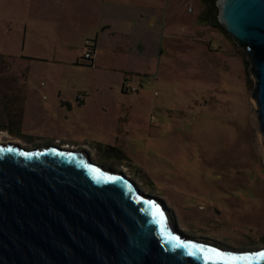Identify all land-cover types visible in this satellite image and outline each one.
Listing matches in <instances>:
<instances>
[{"label":"rangeland","instance_id":"1","mask_svg":"<svg viewBox=\"0 0 264 264\" xmlns=\"http://www.w3.org/2000/svg\"><path fill=\"white\" fill-rule=\"evenodd\" d=\"M44 1L49 2L48 10L42 7ZM52 2L0 0V142L84 149L93 161L123 170L141 190L161 198L170 223L184 234L225 249L263 247L264 144L257 105L250 97L255 79L249 71L251 61L228 32L199 18L202 0H164L167 30L173 24L178 32L171 41L165 38L157 75L144 78L142 84L137 75L129 77L138 87L128 92L131 102L129 95L119 100L118 79L112 80L105 116L126 139L116 149L106 145L115 142L111 125L98 129V139L97 130L68 138L36 127L28 132L18 123L21 96L15 89V57L55 52L49 39L41 47L27 40L33 5L41 6L40 20L52 22L60 14V6ZM79 40L71 57L81 60ZM84 64L60 71L81 77L86 91L103 99V86L91 80L100 70ZM11 114L16 115L15 127L10 120L6 124ZM5 125L15 129L8 131ZM74 142L76 147L70 144Z\"/></svg>","mask_w":264,"mask_h":264},{"label":"water","instance_id":"2","mask_svg":"<svg viewBox=\"0 0 264 264\" xmlns=\"http://www.w3.org/2000/svg\"><path fill=\"white\" fill-rule=\"evenodd\" d=\"M216 5L251 61L264 144V0ZM165 211L161 198L84 149L0 142V264H264V246L222 248L184 234Z\"/></svg>","mask_w":264,"mask_h":264},{"label":"crops","instance_id":"3","mask_svg":"<svg viewBox=\"0 0 264 264\" xmlns=\"http://www.w3.org/2000/svg\"><path fill=\"white\" fill-rule=\"evenodd\" d=\"M163 2L164 0H53L52 3L60 6V14L52 22L40 20L41 6L33 5L34 16L29 20L31 33L27 40H36L41 47V42L49 39L56 50L47 56L21 54L15 57V89L19 88L21 96L20 126L28 132L36 127L48 131L50 135L59 136V133H63L68 138L79 137L87 129L89 133L97 130L94 134L100 139L98 129L111 125L115 142L106 145H125L126 139L115 132L116 126L105 116L106 105L110 103V85L113 79H118L119 100L123 102L126 95H129L127 98L131 102V91L122 89L123 82L126 79L131 82L129 77L137 75L142 78V84L144 78L159 73L165 38L171 41L178 32L173 24H169L172 28L167 30ZM48 3L43 2L44 10H48L45 9ZM54 24L56 27L53 31L46 33V29ZM181 27L183 29V25L180 29ZM41 28L44 32H40ZM85 38L92 39L94 45L89 67L97 68L100 72L94 74L95 77L91 80L94 85L103 86L107 95L105 97L102 93L103 99L92 91L87 92L81 77L60 71L64 66L86 65L82 54L81 60L79 57H71L77 41L80 39L82 44ZM25 39L24 34L22 48L25 47ZM29 48L32 49V45ZM41 69L43 71L40 74H32L33 70ZM96 92L101 96L98 90ZM79 93L84 97L82 104L76 102ZM70 144H74V147L78 145L77 142Z\"/></svg>","mask_w":264,"mask_h":264},{"label":"trees","instance_id":"4","mask_svg":"<svg viewBox=\"0 0 264 264\" xmlns=\"http://www.w3.org/2000/svg\"><path fill=\"white\" fill-rule=\"evenodd\" d=\"M202 5H203V8H202V10L200 12V17L199 18L202 21H204V23H206V24H209V25L214 26V27H220L221 29L225 30L223 28V26L221 25V23L218 21V18H217L218 7L216 5V0H202ZM91 51L93 53V51H94V45L91 47ZM81 57L84 59L83 54H82ZM86 61H87L86 62L87 65H90L92 63V57L90 59L86 60ZM125 81H129V80L126 79ZM124 82H123L122 89L124 91H127L129 89H127L126 87H124ZM130 84L133 85L131 82H130ZM133 86H135V88H136L134 91H137L138 90V87L136 85H133ZM129 91H131V90H129ZM131 92H133V91H131ZM9 120L11 121V124H14V127H15L16 115H12L11 114V116L7 118L6 124L8 123ZM1 126H4V125H1ZM14 127L9 128V126L5 125L4 128L6 130H8V131L13 132V130L15 129ZM108 148L116 149V147L115 146H112V145H109Z\"/></svg>","mask_w":264,"mask_h":264},{"label":"built area","instance_id":"5","mask_svg":"<svg viewBox=\"0 0 264 264\" xmlns=\"http://www.w3.org/2000/svg\"><path fill=\"white\" fill-rule=\"evenodd\" d=\"M93 46V42L91 39L85 38L83 41V47H82V54L84 56V59L88 60L92 57V51L91 47ZM124 87L127 89L134 91L136 88L135 86L131 85L129 81L124 82ZM83 99V94L79 93L76 97V102L81 104Z\"/></svg>","mask_w":264,"mask_h":264},{"label":"snow or ice","instance_id":"6","mask_svg":"<svg viewBox=\"0 0 264 264\" xmlns=\"http://www.w3.org/2000/svg\"><path fill=\"white\" fill-rule=\"evenodd\" d=\"M216 255H221L220 253H216ZM262 257H264V253L261 254Z\"/></svg>","mask_w":264,"mask_h":264}]
</instances>
